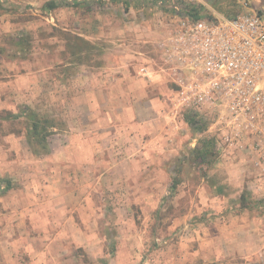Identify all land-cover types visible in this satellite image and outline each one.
Returning a JSON list of instances; mask_svg holds the SVG:
<instances>
[{
	"label": "rangeland",
	"instance_id": "obj_1",
	"mask_svg": "<svg viewBox=\"0 0 264 264\" xmlns=\"http://www.w3.org/2000/svg\"><path fill=\"white\" fill-rule=\"evenodd\" d=\"M47 1L0 0V116L23 105L61 119L65 127L80 116L78 92L101 68L95 59L65 61L64 40L55 29L99 42L103 61H133L134 75L141 64L164 66L159 45L173 17L158 0H59L53 10L44 8ZM19 38L29 43L28 51L16 44ZM176 116L182 161L166 163L167 178L150 179L157 192L148 196L131 194L143 179L126 177L128 163L115 177L106 172L111 163L79 166L50 157L51 152L35 156L24 134L9 132L20 125L0 120V186L6 179L13 189L37 180L44 184L50 173L54 178L65 174L66 183L87 189L86 200L96 204L84 213L88 231L97 233L91 246L53 248L66 261L51 264H264V177L250 163L193 159L195 131L184 114ZM57 131L49 137L54 152L61 148L52 140ZM244 192L250 208H242ZM8 193L0 188L6 203L13 200ZM7 237L0 230V255L4 264H12L5 256L14 252Z\"/></svg>",
	"mask_w": 264,
	"mask_h": 264
},
{
	"label": "crops",
	"instance_id": "obj_2",
	"mask_svg": "<svg viewBox=\"0 0 264 264\" xmlns=\"http://www.w3.org/2000/svg\"><path fill=\"white\" fill-rule=\"evenodd\" d=\"M134 64L106 61L100 72L87 81L78 92L82 99L78 108L80 116L67 127L55 130L52 140L61 148L54 152L50 143V157H61L79 166L111 163L106 172L115 177L118 169L122 170L128 163L126 177L143 179L139 186L133 184L131 194L148 196L157 192L151 187L150 179L167 178L166 163L176 158L182 161V144L174 118L179 114L175 100L178 87L176 76L166 64L159 68L140 65L152 70L150 81L145 75L133 74L130 66ZM165 97L172 103H167ZM191 121L186 117L184 122ZM191 146L195 147L193 139ZM64 176L54 178L50 173V181L44 184L37 180L30 185L12 187L13 190L7 191L13 200L7 203L6 196H0L3 200L0 207L4 210L0 214V230L8 236V246L14 250L11 255L5 254L12 264L57 263L65 257H56L53 248L69 250V244L73 249L86 250L91 246V238H96L95 228L88 231L84 223V213L96 204L86 200L87 189L66 183ZM0 264H4L1 255Z\"/></svg>",
	"mask_w": 264,
	"mask_h": 264
},
{
	"label": "built area",
	"instance_id": "obj_3",
	"mask_svg": "<svg viewBox=\"0 0 264 264\" xmlns=\"http://www.w3.org/2000/svg\"><path fill=\"white\" fill-rule=\"evenodd\" d=\"M214 1L158 0L173 17L159 49L176 76L178 112L197 128L195 145L209 139L215 159L250 163L264 177V5L236 0L242 10L228 17ZM151 71L138 68L149 81Z\"/></svg>",
	"mask_w": 264,
	"mask_h": 264
},
{
	"label": "trees",
	"instance_id": "obj_4",
	"mask_svg": "<svg viewBox=\"0 0 264 264\" xmlns=\"http://www.w3.org/2000/svg\"><path fill=\"white\" fill-rule=\"evenodd\" d=\"M220 1L223 0H216L211 4V6L225 16H236L242 10L240 4L236 0H224L226 1V5L224 6L218 5ZM125 3L128 7L129 3L127 1H125ZM78 4L79 3H77L76 5ZM43 6L48 10L56 9L59 6V0L47 1ZM203 10L205 9L202 7L201 9H193L191 11L194 17L201 18L203 16L201 13L203 12ZM55 30L62 36V39L64 40V49L62 52L66 54V57H64L65 61H68L66 59L68 57L71 58V60L75 58V61L77 60V62L82 64L85 61H91L92 59H95V61H98L96 63L98 67L102 68L106 65V61H103V59L100 57L103 53V49L99 42L92 41L78 33H72L70 31L61 29ZM16 44L21 47L23 52H26L29 49V43L24 39L19 38L16 41ZM3 52L4 48L0 47V53ZM68 62L73 63L71 61ZM66 70H71V67L67 68ZM1 113V121L12 122L14 123V125H20L18 129L15 128V130H11L9 132L24 134L27 139L29 148L35 156H41L51 152L49 137L56 129H62L66 126L65 122L61 119H57L56 117L51 115L48 116L41 114L30 105L20 106L18 111L3 110ZM189 125L193 127L192 121L189 122ZM193 129L196 136L197 128L193 127ZM202 129L203 128L201 127V130ZM191 154L193 156L192 158L195 160L200 159L201 161H207L209 159H215L212 141L206 138L199 141V143L191 149ZM175 172H179V169ZM178 182L179 180L172 184V189L177 186ZM4 183L5 184L3 186L1 185L2 187L0 186L3 193L13 187V184L9 179L4 180ZM241 204L242 208H250V201H248L246 192L241 195Z\"/></svg>",
	"mask_w": 264,
	"mask_h": 264
}]
</instances>
